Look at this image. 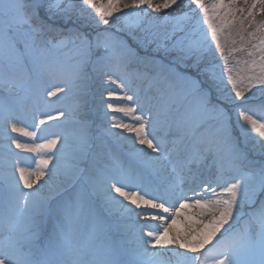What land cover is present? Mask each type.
<instances>
[{"label": "snow or ice", "instance_id": "6c2138e0", "mask_svg": "<svg viewBox=\"0 0 264 264\" xmlns=\"http://www.w3.org/2000/svg\"><path fill=\"white\" fill-rule=\"evenodd\" d=\"M236 5L237 0H0V101L8 141L0 160V191L7 194L3 215L10 233L0 245V264H264V204L255 202L257 192L264 194V159L257 161L245 148L251 145L264 157V23L248 31L257 10L264 13V0H252L246 9ZM87 9L99 17H93L96 25L111 28L119 22L117 31L126 29L134 37L149 18L148 10L165 12L156 19L174 22L198 9L207 26L202 39L185 36L169 44L147 29L136 37L141 46L155 43L157 51L176 53L170 68L177 81H191V93L174 91L169 81L155 103L146 104L112 71L116 66L127 72L136 56L124 41L113 38L101 45L98 32L95 39L76 33L50 42L47 33L55 29L41 10L51 19ZM237 21L240 46L236 40L229 46L226 34ZM69 41L70 54L52 55ZM94 47L103 52L93 59ZM236 52L247 53L242 68ZM216 53V61L200 69ZM189 60L205 74L203 81L174 72L177 66L188 67ZM85 61L102 87L116 86L101 93L98 150L86 176L78 166L88 143L86 122L77 118L79 104L67 112L37 114L17 100L21 91L27 98L34 80L48 105L77 94ZM56 70H67L69 79L45 87L43 77L55 78ZM22 119L31 123L19 126ZM66 121L71 129L65 128ZM38 133L46 138L38 139ZM209 169V180H194V174ZM80 180L91 186L90 198L48 203L46 190ZM245 205L254 214L237 229ZM193 209L200 216L190 214ZM42 218L52 227L47 239L37 243Z\"/></svg>", "mask_w": 264, "mask_h": 264}, {"label": "rangeland", "instance_id": "374dc122", "mask_svg": "<svg viewBox=\"0 0 264 264\" xmlns=\"http://www.w3.org/2000/svg\"><path fill=\"white\" fill-rule=\"evenodd\" d=\"M8 2H11V0H8ZM24 3H31V0H23ZM75 3L79 4V0H74ZM155 3H160L162 0H154ZM252 0H247V3H245V0H237V7L241 8H247L248 5H250ZM206 3H212V0H206ZM192 8H195V5H192ZM149 11V18L146 20L145 24L141 29H136L135 31V37L130 34L126 29L123 31H117L118 28H122V25L117 22L116 25L112 26L109 28L108 25H96L94 23L93 17L95 19H99V17H96L92 9H87V11L83 14L80 13H75L71 15V17H59V16H54L51 19H47L45 16V13L43 10H41V17L46 20V23L49 24L52 28L55 29L54 32H51L52 36L47 37L50 42L55 43L59 39H67L69 36H74L76 33H84L88 35L90 38L95 39L97 36V33L99 32V38H100V43L103 45L107 40L109 39H118L121 41L126 42L128 45L132 47V49L135 50L136 55L142 53L143 56H150L154 59L159 58L163 62L166 63V65L170 66L171 61L173 60V57L176 55V53H170V54H165L163 51V48L161 50L157 51L156 50V44H148L147 46H141L136 37L142 36L144 34V29L149 30L150 32L156 34L158 36V39L160 42L164 43H171L172 40H178L181 37L189 36L190 38H196V39H202L203 38V33L206 31L207 26L203 25L201 23L202 21V14L198 9H196L194 12L187 10V9H181V11H190V15L187 18L174 21V22H167L163 19H156V17H164L165 12L161 13H152L151 10ZM171 12L172 10H168ZM264 13H259L257 10V14L255 16V21H257L258 17H261L263 20L262 23H264ZM120 15V14H116ZM116 15L113 16V20L116 19ZM243 14L242 13H237L238 17H241ZM249 21L245 20L244 24ZM111 23V21H110ZM240 23L237 21L235 26L232 28L230 34H226L228 36V43L229 46H231V41L236 40L237 44L236 47H239V35H238V29H239ZM108 28L109 32L106 34L102 30ZM256 28V27H255ZM255 28H248V31H254ZM195 33L194 37H191L192 33ZM174 33V35H173ZM261 33H257L259 36ZM246 35V34H245ZM185 43L188 42L186 39L184 41ZM19 47L21 48V51H23V44H20ZM72 49V43L69 41L66 44V47L62 48L60 51H57L56 49L52 50V55L55 56H62L65 54H70ZM103 52V47H101L99 50H97L95 47L92 49V58H95V55L97 52ZM225 54H227V48L225 49ZM219 57V53H216L215 56H209L207 61H204L200 64V69H203L205 65L209 62H215L216 59ZM235 59L241 61V64L238 67H244L243 61L247 60V53L246 52H236L234 53ZM189 66L188 67H181L177 66L174 69L175 73H184L187 76L195 77L198 78L199 80L203 81L205 79V74L200 71L197 68H194L191 66L192 61H187L186 62ZM93 68L92 64L85 61L83 64V73L84 76L88 75L89 70ZM56 71H61V70H56ZM64 72H67V70H63ZM168 78L166 81L168 82L169 79L172 80V86L173 90L176 92H183L184 94H190L193 88V85L191 81L184 80V81H177L175 79L174 73L171 72L170 74H167ZM18 79H23L22 76L18 77ZM35 86V80L33 81L32 84V90L33 87ZM207 86V85H205ZM167 90V87H166ZM255 91V89L253 90ZM32 92V91H31ZM31 96V93L25 98V94L23 91L20 92L19 96L17 97L18 102L21 103V101H25L26 99H29ZM4 112H3V103L0 101V131L3 129V124H4ZM89 133V131H88ZM91 134V133H89ZM255 152V150H254ZM257 152V153H256ZM253 153L252 150H250L249 154L253 156L257 161L264 159L260 155L258 151ZM0 174L2 172L0 171ZM83 182L84 180H80L76 184V188L73 191L72 195H68V197H56L50 195L48 203L51 205H55L56 202L60 199H77V198H84V192H83ZM6 193L3 191H0V242L4 243V237L5 235H10V233L5 232V220H4V215H3V201L6 198ZM52 196V197H51ZM255 202L256 205L259 206L261 204H264V194H261L257 192L255 196ZM254 214V210L252 207H249L248 205H245L242 209V215L238 218V223L234 226L237 229L245 227L247 224L249 218ZM46 219V218H42ZM208 219V218H207ZM45 237L43 234V231H39L37 233V243H43L44 241H41ZM210 247V246H209Z\"/></svg>", "mask_w": 264, "mask_h": 264}, {"label": "bare ground", "instance_id": "6f19581e", "mask_svg": "<svg viewBox=\"0 0 264 264\" xmlns=\"http://www.w3.org/2000/svg\"><path fill=\"white\" fill-rule=\"evenodd\" d=\"M130 2V0H127ZM112 71L119 76L121 79H126L130 84L133 92H138L140 96L143 98L146 104H153L155 103V97L160 94V90H166L168 78L167 74L173 72V69L170 66L166 65L165 62L160 60L159 58L154 59L150 56H143L142 53L136 55L129 61V65L127 68V72L123 69H118L116 66L112 67ZM70 73L64 71H57L55 72V78L52 76H44L42 79V84L45 87H49L55 83H62L69 79ZM171 82L172 80L169 79ZM168 81V82H169ZM110 90H116V86H108L104 85L102 87L101 78L98 74L93 70H89L88 75L84 76L83 81L80 84V88L77 94L69 95L60 99L59 101L48 105L47 104V97L43 95V91L38 89L36 85L35 90L32 91L31 96L29 99L25 101H21V103L26 104L30 109L36 111L37 114L44 113V112H56L58 110L70 111L74 104H79V113L78 119L81 121L86 122V130L88 136V143L84 147L83 152L80 154L78 159V166L83 175H87L88 169L92 163L93 157L98 150L99 144V129L102 125V113L104 111L103 105L101 103L102 97L101 93L104 92L105 88H109ZM106 95V94H105ZM63 96V94H61ZM56 100V98H52ZM160 108L163 111L164 109V99L160 102ZM155 110V109H154ZM139 111V109H138ZM111 115V114H110ZM118 116H122V114H116ZM125 121H128L127 117H124ZM30 120H20L18 122L19 126H24L25 124H30ZM53 124L55 122H52ZM5 121L3 124V129L0 131V160L3 159L4 154V145L8 143L5 140ZM65 128L71 129L72 125L66 121ZM51 131L55 132L58 129L53 128ZM91 133L89 134L88 133ZM113 131H118L113 129ZM10 135L15 136L16 134L10 133ZM162 133L158 132V135ZM127 135V134H125ZM21 141L26 140L24 137H18ZM38 139L42 140L46 137L41 136L38 133ZM136 147H141L140 145H136ZM245 148L248 152L250 150L254 152L251 148V145H245ZM14 151H16L14 149ZM125 155H127V151L122 149ZM257 153V152H256ZM255 153V154H256ZM22 158H28L30 154L27 153H19ZM28 163H31L30 159H27ZM0 171L3 172V169L0 168ZM198 176L201 178H198ZM212 176L211 170H206L201 175L200 173L194 174V180L199 183L201 180H209ZM47 179V177H45ZM77 182L67 181L63 182L62 184H57L51 188V190H46L45 195H52L56 197H68V195H72L73 191L76 188ZM83 192L84 198L88 199L92 195L91 186L88 185L85 181L83 182ZM51 196V197H52ZM190 214L200 216V213L197 210H189ZM201 219H207L208 217H200ZM141 223L144 221L141 220ZM52 225L51 222L46 218L45 220L42 219L40 222L39 231H43L45 240L48 237V233L51 229ZM38 231V232H39ZM41 241H44L42 239ZM0 245L2 243L0 242Z\"/></svg>", "mask_w": 264, "mask_h": 264}, {"label": "trees", "instance_id": "16d2710c", "mask_svg": "<svg viewBox=\"0 0 264 264\" xmlns=\"http://www.w3.org/2000/svg\"><path fill=\"white\" fill-rule=\"evenodd\" d=\"M263 15H264V14H263ZM261 20H263L262 15H261V17H258L257 21H255L256 23H254V24L252 25V28H255L257 24L262 23ZM244 25H245V27H247L248 22H246ZM239 30H240V26H239L238 32H239ZM245 34H246V33H245Z\"/></svg>", "mask_w": 264, "mask_h": 264}]
</instances>
